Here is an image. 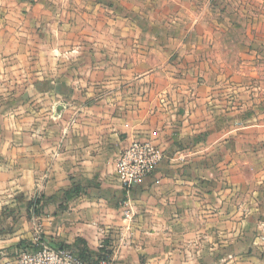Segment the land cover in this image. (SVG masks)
<instances>
[{
	"label": "crops",
	"instance_id": "0c3cea01",
	"mask_svg": "<svg viewBox=\"0 0 264 264\" xmlns=\"http://www.w3.org/2000/svg\"><path fill=\"white\" fill-rule=\"evenodd\" d=\"M253 1L0 0V211L84 189L0 237L1 264L38 237L116 264H264ZM134 140L165 158L125 190L116 163Z\"/></svg>",
	"mask_w": 264,
	"mask_h": 264
},
{
	"label": "built area",
	"instance_id": "2783aa9c",
	"mask_svg": "<svg viewBox=\"0 0 264 264\" xmlns=\"http://www.w3.org/2000/svg\"><path fill=\"white\" fill-rule=\"evenodd\" d=\"M165 154L151 142L134 140L120 154L116 163V175L125 190H130L146 176L156 171ZM127 217L131 215L130 200L123 203ZM36 249L24 248L12 256L3 255L2 264H90L71 248H59L38 237ZM1 257V259H2ZM1 264V262H0ZM98 264H116L107 253H102Z\"/></svg>",
	"mask_w": 264,
	"mask_h": 264
},
{
	"label": "rangeland",
	"instance_id": "374dc122",
	"mask_svg": "<svg viewBox=\"0 0 264 264\" xmlns=\"http://www.w3.org/2000/svg\"><path fill=\"white\" fill-rule=\"evenodd\" d=\"M248 1L251 6H254L253 0H247V2ZM228 22L230 23V21ZM221 39L226 40L230 45V35L228 36L223 35ZM227 42H225V44H228ZM219 51H220L219 55L217 56L221 57L223 61L225 60L228 61L227 66L222 65L223 67L221 66L219 67V69H224V71H227L228 69V71H230V59L233 60L234 62L238 58L236 57V54H237L236 51L235 50L231 51L230 46L228 48H223L222 50H219ZM36 198H33L32 200H35ZM52 205L53 203H50L46 208H44L43 214L41 215H47V214L53 213L54 210L50 209ZM0 212H1L0 214V237L6 234H13L16 231L23 229L26 222L28 225L32 223V225L35 226V222L33 218L36 216H39L34 213V211L29 207V205L27 207L17 206V207L2 210ZM29 242L30 241L28 239H21L19 241V243H29Z\"/></svg>",
	"mask_w": 264,
	"mask_h": 264
},
{
	"label": "trees",
	"instance_id": "16d2710c",
	"mask_svg": "<svg viewBox=\"0 0 264 264\" xmlns=\"http://www.w3.org/2000/svg\"><path fill=\"white\" fill-rule=\"evenodd\" d=\"M84 192V189L80 186H74L71 189L66 190L63 193V196H60L59 194L51 196V197H45L41 196L36 198L35 200H32L29 204V207L34 211L35 214L41 215L43 214L44 208H46L50 203H53V205L56 206V209L62 208L64 206V203L67 202L70 199H73L75 197H78ZM20 245H23L25 248H31L36 249L37 247L32 243H22ZM56 247L59 248H71L69 245H63V244H56ZM71 249H74L73 247ZM76 250V249H74ZM79 255L90 262V264H98L99 259L102 257V251H98L96 253H91L86 246L79 248L76 250ZM107 253L108 252H104Z\"/></svg>",
	"mask_w": 264,
	"mask_h": 264
},
{
	"label": "water",
	"instance_id": "95a60500",
	"mask_svg": "<svg viewBox=\"0 0 264 264\" xmlns=\"http://www.w3.org/2000/svg\"><path fill=\"white\" fill-rule=\"evenodd\" d=\"M53 247H56L55 245H52Z\"/></svg>",
	"mask_w": 264,
	"mask_h": 264
}]
</instances>
